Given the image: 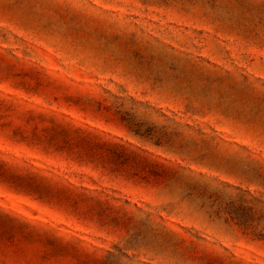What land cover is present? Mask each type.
<instances>
[{"label":"rangeland","instance_id":"obj_1","mask_svg":"<svg viewBox=\"0 0 264 264\" xmlns=\"http://www.w3.org/2000/svg\"><path fill=\"white\" fill-rule=\"evenodd\" d=\"M0 249L264 264V0H0Z\"/></svg>","mask_w":264,"mask_h":264},{"label":"snow or ice","instance_id":"obj_2","mask_svg":"<svg viewBox=\"0 0 264 264\" xmlns=\"http://www.w3.org/2000/svg\"><path fill=\"white\" fill-rule=\"evenodd\" d=\"M20 250L18 249L17 252H19ZM0 252H2V249H0ZM51 264H62V260H56V261H52Z\"/></svg>","mask_w":264,"mask_h":264}]
</instances>
